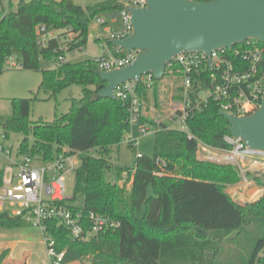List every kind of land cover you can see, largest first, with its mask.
Returning <instances> with one entry per match:
<instances>
[{
	"label": "trees",
	"instance_id": "1",
	"mask_svg": "<svg viewBox=\"0 0 264 264\" xmlns=\"http://www.w3.org/2000/svg\"><path fill=\"white\" fill-rule=\"evenodd\" d=\"M88 1L82 7L73 0H18L0 11V74L8 59L25 71H40V59L54 65L60 54V39L72 34L68 51L81 50L87 46L89 27L95 19L126 7L125 0ZM38 26L57 32L58 39H51L41 49L37 44ZM257 44L264 48L262 43ZM107 46L112 48L109 42ZM98 70L95 59L59 63L41 70L39 92L53 97L73 85L81 88V97L71 99L69 111L51 122L30 121L31 105L37 98L13 99L12 114L0 117L7 139L10 134L23 135L18 154L43 163L63 153L78 156L72 197L61 205L79 211L84 220L94 213L119 224L81 241L73 239L56 220L48 221V234L58 247L66 252L77 251L91 264H264V194L251 202L234 201L227 187L242 181L238 169L197 157L199 143L228 148L224 137L230 135L229 123L220 115L219 103L210 100L193 111L186 122L188 132L170 129L163 120L148 122L155 129L153 157L165 160L166 166H156L153 157H136L133 169L115 168L117 182L110 183L105 179L112 169L110 152L130 130L129 113L128 104L116 97L93 99L106 86ZM260 72H264V62ZM160 82L153 80L150 87L156 98ZM174 82V99L179 101V84ZM148 92L149 88L140 83L142 102ZM29 135L33 138L31 144ZM128 144L133 147L132 142ZM123 174L126 179L119 184ZM246 177L264 187V172H248ZM2 181L0 170V186ZM79 197L82 207L73 204ZM28 226L22 217L0 213V229ZM225 239L231 240L235 250L228 261L221 262L217 256ZM9 254L7 247L0 251V264H27L25 257L8 260Z\"/></svg>",
	"mask_w": 264,
	"mask_h": 264
},
{
	"label": "built area",
	"instance_id": "2",
	"mask_svg": "<svg viewBox=\"0 0 264 264\" xmlns=\"http://www.w3.org/2000/svg\"><path fill=\"white\" fill-rule=\"evenodd\" d=\"M126 6L144 8V0H129ZM122 29L114 32L107 29L105 35H96L95 41L102 49L101 56L96 60L100 71L109 72L121 69L131 63L137 56V51L125 54L124 51L107 43L112 40H121L132 34L130 16L126 9L119 11ZM98 25L106 24L103 19H96ZM37 44L41 49L48 46L51 39H58V33L47 30L44 26L36 29ZM68 34L58 42L56 63H65L69 43L73 38ZM89 39V38H88ZM258 41H246L231 49H224L205 53L181 54L172 59L166 66L165 76L172 77L178 81L180 100L175 109L173 126L170 129L188 132L187 118L195 111L205 106L210 100L219 103L220 112H226L232 116H246L259 108L264 93V72H260V66L264 62V48L257 44ZM56 50V51H57ZM13 59H8L6 64L11 68L20 66ZM152 75H143L139 81L132 80L120 85L114 91L116 98L128 104V123L137 125L143 121V103L138 94L140 83L147 88L151 87ZM147 127L141 129L142 133L149 129L154 130L145 123ZM188 139L191 135L187 134ZM7 137L4 132L0 134V155L10 156L11 149L6 147ZM132 142L133 141H130ZM227 149L214 148L200 143L197 156L200 160L222 165L236 167L244 183H248L246 177L248 172H264V155L249 150L239 140L231 135L224 137ZM143 155L137 153L136 157ZM34 158L23 156L16 159L11 167L7 168L9 176L4 177L0 186V213H7L12 217H22L32 227H37L43 234V240L47 248V255L52 264H61L65 258L66 251L58 247L56 240L48 234L46 222L56 220L70 234L73 239L85 240L90 235L98 234L105 228H115L119 224L109 221L107 218L90 213L86 220L79 211H72L61 203L69 197L66 193V176L74 173L79 164L78 156L63 153L52 162L35 164ZM154 164L159 168L166 166L165 160L160 157L152 158ZM125 175V174H124ZM246 195V194H245ZM238 192L229 196L233 198L245 197ZM86 221L88 224H86ZM58 248V252L56 249Z\"/></svg>",
	"mask_w": 264,
	"mask_h": 264
},
{
	"label": "water",
	"instance_id": "3",
	"mask_svg": "<svg viewBox=\"0 0 264 264\" xmlns=\"http://www.w3.org/2000/svg\"><path fill=\"white\" fill-rule=\"evenodd\" d=\"M145 7L126 6L132 34L110 43L129 54L137 51L127 66L109 72L97 71L105 88L94 100L115 99L114 91L143 75L161 81L166 66L181 54L231 49L246 41L264 45V0H144ZM230 135L249 150L264 155V93L261 105L250 115L220 112ZM264 186V178L261 180Z\"/></svg>",
	"mask_w": 264,
	"mask_h": 264
},
{
	"label": "rangeland",
	"instance_id": "4",
	"mask_svg": "<svg viewBox=\"0 0 264 264\" xmlns=\"http://www.w3.org/2000/svg\"><path fill=\"white\" fill-rule=\"evenodd\" d=\"M76 5L86 7L89 3L88 0H73ZM129 2V0H126ZM18 0H0V11H5L10 4H17ZM103 19L106 24L100 26L97 24L96 19L92 22L89 27V39L87 46L81 50H75L66 54V61L69 63H77L86 59H97L101 56L102 49L95 41L96 35H105L107 29H112L114 32H118L122 29V22L119 17V12L106 13L99 17ZM74 38V36H69ZM15 61H10V63ZM40 71H25L19 67L11 68L8 64H5L4 71L0 74V117H9L13 112L12 100L13 99H30L37 98L33 101L30 110L29 119L31 122L44 121L51 122L55 116L60 117L66 114L71 106V99H79L81 97V88L73 85L58 93L56 96H49L43 92H39L38 88L42 81L41 70H47L53 68V63L40 59ZM175 80L170 76H164L160 84L157 87V98L154 96L153 89L149 88L148 98L143 100V117L146 123L153 128L148 122L152 120H163L168 124V128H172L175 117V109L178 101L174 99L175 95ZM176 104V105H175ZM147 127L145 122L140 121L137 125H132L129 132L126 134L125 139L120 145L113 147L110 152V165L112 169L106 172L105 179L110 183L117 182L115 168H128L133 169L136 161L137 153L143 156L153 157L154 156V142L155 132L149 129L147 132L142 133L141 129ZM3 132L0 127V134ZM23 139L21 134H10L7 141L6 147L11 149L10 156L0 155V170H3L4 177L9 176L7 168L11 167L12 162L16 159H22L23 155L18 154L17 148ZM133 141V147H130L128 142ZM28 142L31 144L33 138L31 135L28 136ZM200 144V143H199ZM95 155H99L95 152ZM198 157V156H197ZM199 159V158H198ZM39 160H35V164L38 165ZM126 179V175L123 174V178L119 181V184H123ZM251 184V181L248 180ZM75 184V177L73 173H69L66 176V193L69 198L72 197L73 188ZM254 187L255 184L252 183ZM242 188L241 182L227 187V190H237ZM260 187V186H257ZM262 191H264V187ZM250 189V188H249ZM241 191V190H240ZM261 191V192H262ZM249 197V201L257 198L254 195V191L246 192ZM74 205L82 207V198H78ZM25 228H31L35 233H31L34 238H41L43 242V249L36 248L34 251V259L32 264H52L51 259L47 255V248L43 240V234L37 227L28 226ZM12 240H5L0 243H10ZM234 244L230 239H225L221 243L220 254L217 259L221 262L228 261L234 252ZM27 249H22L19 256H28ZM58 252V248L56 249ZM17 253L12 252V258ZM9 260V259H8ZM61 264H91L88 258H82L77 251L70 249L66 252L65 258Z\"/></svg>",
	"mask_w": 264,
	"mask_h": 264
},
{
	"label": "crops",
	"instance_id": "5",
	"mask_svg": "<svg viewBox=\"0 0 264 264\" xmlns=\"http://www.w3.org/2000/svg\"><path fill=\"white\" fill-rule=\"evenodd\" d=\"M126 4H128L127 1H126ZM178 106L179 105L177 104V107ZM252 183L253 182H251V184H250L248 182L246 184L244 182H241V186H243V189L239 187L237 190L236 189L232 190V193L238 192L239 194H241V193L244 195L246 194L245 197H238V198H233L231 196L230 197L238 203H245V202L249 201V197L247 196V193H246L249 190V192L254 191L255 196L257 195V198L253 199L252 201L257 200L258 198H260L264 194V191H262V188L257 187L255 183H253L256 186V187H254L252 185ZM227 194L229 195L228 190H227ZM250 202H251V200H250ZM31 233H35L31 230V228H19V229H12V230L0 229V240H2V242H4L5 240H7V241L12 240V242L6 243V244L0 243V251L3 248H6V247L9 248L10 249L9 260L18 261V260H21L25 257V256H22V257L19 256L22 249L30 250V251H28L29 252L28 256L25 257V259H26L27 264H32V261L34 259V251L36 248H39V249L42 248L43 249V242H42L41 238L32 237ZM12 252L17 253L16 255H14L13 258H12Z\"/></svg>",
	"mask_w": 264,
	"mask_h": 264
}]
</instances>
